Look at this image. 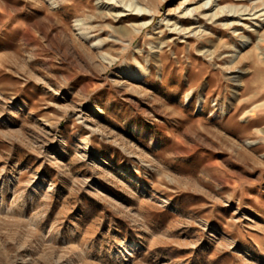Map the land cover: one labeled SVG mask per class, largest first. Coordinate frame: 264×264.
<instances>
[{
  "label": "rangeland",
  "instance_id": "rangeland-1",
  "mask_svg": "<svg viewBox=\"0 0 264 264\" xmlns=\"http://www.w3.org/2000/svg\"><path fill=\"white\" fill-rule=\"evenodd\" d=\"M107 1L0 0V264H264V21Z\"/></svg>",
  "mask_w": 264,
  "mask_h": 264
},
{
  "label": "bare ground",
  "instance_id": "bare-ground-1",
  "mask_svg": "<svg viewBox=\"0 0 264 264\" xmlns=\"http://www.w3.org/2000/svg\"><path fill=\"white\" fill-rule=\"evenodd\" d=\"M109 1H111V3H113L115 6H117V3H118L117 0L115 1L108 0L107 2ZM214 1L215 0H205V1H201L200 3H198L197 5L193 7L184 8L185 10L179 16V22H182L183 24L189 23V15L196 14V13L198 16L201 15L199 17L208 18L213 22L220 20V19H224L225 21L222 23V25H224L225 28L236 27V26L245 27L249 21H253V20L258 23H262V21H264V7H260L264 3L259 2V3H254L253 5H250V4L243 5V4L238 3L239 1H242V0H235L236 2L234 3H230L224 6H219L218 3L216 2L214 3ZM120 2L121 1H119V3ZM129 5H132V7L130 8V10L132 11L131 14H134L140 17L150 16L149 18H152V15H154L145 6L138 5V4L137 5L129 4ZM122 10L127 11L129 10V8L123 7ZM149 21L150 19L142 20L136 23L134 25V28L138 30L141 27L146 26L149 23ZM255 25H258V24L255 23ZM175 26L176 24H174V27H173L174 30L177 29ZM192 27L194 26L193 25L187 26L186 28H184V30L186 32H190ZM126 74L132 77L138 76L137 72H132V71H127Z\"/></svg>",
  "mask_w": 264,
  "mask_h": 264
}]
</instances>
